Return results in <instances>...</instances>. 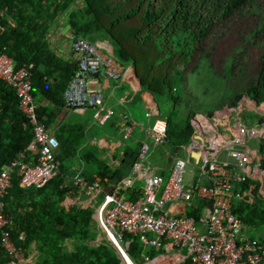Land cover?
Listing matches in <instances>:
<instances>
[{
  "label": "built area",
  "instance_id": "1",
  "mask_svg": "<svg viewBox=\"0 0 264 264\" xmlns=\"http://www.w3.org/2000/svg\"><path fill=\"white\" fill-rule=\"evenodd\" d=\"M0 29H4L1 22ZM67 37L79 59L63 93L65 104L69 108H92L94 119L105 124L114 110L107 107L104 91L90 84L102 75L119 81L124 63L73 31ZM0 78L15 90L19 110L33 129L27 148L0 169V250L7 255L6 264H41L28 258L14 240L5 198L14 176L20 187L28 189L45 187L60 174V141L40 118L31 70L16 67L14 59L2 50ZM148 115L147 137L154 146L165 145L168 126L156 103ZM124 120L123 138L127 140L136 123L128 114ZM191 124L193 134L185 149L198 157L197 163L176 156L168 175L144 174L143 190L136 200L122 194L123 185L131 186L136 178L118 181L97 208L100 228L121 253L123 264H264V242L245 233L243 218L234 210L239 203L264 200V101L247 95L239 106L223 105L212 112H197ZM223 152L229 159L220 158ZM139 155L140 160L134 164L137 174L142 172L143 163H148L147 143L141 146ZM188 174L196 177L193 182L187 181ZM101 181V177L88 178L83 168L72 178L79 193L88 196L103 191ZM202 200L208 204V212L198 217L179 215L169 208L184 203L196 209ZM126 236L130 237L127 246ZM133 237H139L144 248L142 263L135 262L125 250ZM147 249L158 254L151 255Z\"/></svg>",
  "mask_w": 264,
  "mask_h": 264
},
{
  "label": "trees",
  "instance_id": "2",
  "mask_svg": "<svg viewBox=\"0 0 264 264\" xmlns=\"http://www.w3.org/2000/svg\"><path fill=\"white\" fill-rule=\"evenodd\" d=\"M131 2L127 10H121ZM0 10V22L4 27L0 29V50L14 59L16 67L27 66L31 70L34 97L41 94L58 105L61 102L55 97L63 95L77 65H63L61 74L50 81L49 78L56 75L53 71L58 68L59 61L47 46L48 31L53 32V26L66 14V25L76 34L110 37V27L138 16L141 24L128 28L127 38H114L113 42L129 56L124 46L130 44L129 39L131 44L147 40L157 47L158 56L148 71L138 74L143 88L151 91L160 105V117L168 126L165 144L172 152H179L193 134L191 120L200 102L196 90L209 99L215 92L210 74L219 65L214 57L223 62L221 66L229 68L227 75L234 78V82L242 80V86L238 88L234 83L232 88L242 87L243 93L264 101V0H0ZM238 35L239 40L235 38ZM226 43L233 44L224 46ZM255 46H259V52L254 65L248 69L242 61ZM239 97L238 94L230 103L235 105ZM38 112L45 124H50L52 113L40 107ZM32 138V126L19 110L15 90L0 78V169L25 150ZM67 152L64 149L57 156L61 172L45 187L25 189L19 186L17 178L13 179L12 187L15 186L17 192L43 191L52 186L56 196L42 206L37 224L27 227L31 229L26 232L27 240L16 239V242L25 248L30 244V236L39 234L42 244L58 247L60 251L58 239L76 237L81 240L73 251L53 253L51 262L45 264H121V253L107 240L98 247L83 242L94 235L90 231L91 210L76 206L66 209L59 204V198L69 190L62 187L66 181ZM83 155L86 160L95 159L93 151ZM92 162L101 163L102 170L98 173L102 178L117 174L106 162L99 159ZM95 169L90 166L84 174L91 178L89 171ZM141 192L133 189L129 198L136 200ZM8 196L5 203L9 214ZM234 210L247 225L256 227L264 223V200L257 199L254 204L239 203ZM189 214L197 216L194 212ZM125 250L135 261H141L144 248L139 237H133ZM146 251L153 253L149 249ZM7 259L5 252L0 250V264H5ZM181 264H189V261Z\"/></svg>",
  "mask_w": 264,
  "mask_h": 264
},
{
  "label": "crops",
  "instance_id": "3",
  "mask_svg": "<svg viewBox=\"0 0 264 264\" xmlns=\"http://www.w3.org/2000/svg\"><path fill=\"white\" fill-rule=\"evenodd\" d=\"M66 16L67 15L64 14L62 16L63 18H61L60 21H58V23L53 26V32L48 31L45 39L48 48L52 50L53 53H55V57L59 61L58 68L53 71V73L56 75L53 77L51 76V78H49L50 81H54V77L61 74L60 71L63 65H77L79 59V55L72 50L71 44L67 37L71 29L69 25H66ZM10 23L13 24L11 20ZM97 44L103 48L105 53L118 57L124 63L123 75L119 81H113L102 75L98 77V82H92L90 84L91 87H100L104 91L107 107L114 110V115L107 123L99 124L94 119V110L92 108L79 109L67 107L62 94H60L58 97H55L56 99L58 98V101L61 102V105L50 101L47 97L41 94L35 96V100L37 101L40 108H45L47 112H51L53 115V119L51 120L50 124L46 126L60 141V147L57 151V156L61 154L64 149L68 151L67 153L69 155V157L64 162L68 167L65 172L66 181L62 185L63 188H69V190L59 198V204L66 209L76 206L91 210L92 227L90 228V231L93 232L94 236H97L100 233L99 235L102 236L104 240H107L97 220V208L103 201L104 194L110 191L114 184L130 176L136 178L131 186L123 185L122 187V194L126 199H130L129 193L131 190H143L144 174L160 173L168 175L174 157L182 156L190 160L192 159L193 164L194 162L197 163L198 157L195 154L191 155L188 153V151H186L185 148L188 144L174 155V152H172L166 144L159 146L152 145L150 139L146 135V129L150 124V117L148 113L150 107L154 103H156L160 108L158 101L151 91L143 88L139 78L138 70L136 69L135 61L131 56L128 55L127 52H125L120 46H112L111 44H108V42H106V44L103 42H101V44ZM120 53L127 54L129 57H121ZM245 95L250 94H244L235 105L231 106H239ZM215 109L208 112H212ZM125 114L130 115V117L136 123V127L131 137L127 140L123 138ZM144 143L149 145L148 163H143L141 168L143 169L142 172L137 174L134 171V164L140 160L139 154L141 146ZM131 144L136 145V147H140L139 153L136 159L133 160V165H130L131 168L129 171L122 168V171L125 170L122 176L120 173L121 170L119 171L117 168H119L121 163L127 162L133 156V154H131L132 150H130L132 146ZM88 151H93L95 159L89 157V159L86 160L82 157L84 156L83 154H86ZM261 152L263 153L261 156H263L264 162V151L261 150ZM164 154H166L170 159L168 163L165 160ZM220 158L229 159V156L227 153L223 152L221 153ZM97 159L102 162H106L110 168L116 170L117 174L115 176L113 175L112 178L109 176L102 178L98 173L99 170H102L99 166L101 163L98 162L97 164L96 162H92L97 161ZM90 166L96 168L93 172L89 171V175L92 178L90 179L94 180L96 177L100 176L102 178L101 185L103 187V191L88 196L86 194L79 193V189L73 184L72 178L78 172V170H80V168H83L85 173L86 169L87 172L90 170ZM109 170L110 169L108 168V171ZM16 178V176L13 177V179ZM186 178L188 182H193L196 177L188 174ZM9 191L7 210L9 211L8 215L12 220V235L13 237L17 235L15 241L16 239H22L26 241V232H31V229L27 227L35 226L37 224L36 222L38 220V216H40L42 206L45 205V202H49V200L53 199L54 197L56 199L54 194L55 189L51 186L43 191L33 189L29 191L24 190L22 193H20L17 192V188L13 186ZM169 208L171 212H175L179 215H194L189 214L194 212L197 216H200L208 212V204L203 200L198 202V208L196 209L189 208L184 203H176L171 205ZM247 226L250 225H247L244 222V231L247 235H249L247 233ZM29 239L30 244L23 248L24 252L26 256L32 261L41 264H45V262H51L53 253H60V251L63 253L71 252L80 243V241L77 244L75 243V241L78 240L76 237L66 238L63 241L58 239V246L61 248L60 251H58V247L42 244L39 239V234L37 237L30 236ZM68 241L74 242V245H72L73 247H70L69 249L67 248ZM128 241L129 238L126 239V246ZM91 246L93 247L96 245ZM152 251L153 253L149 254H158L155 250ZM142 262L143 257H141V261L138 263Z\"/></svg>",
  "mask_w": 264,
  "mask_h": 264
},
{
  "label": "rangeland",
  "instance_id": "4",
  "mask_svg": "<svg viewBox=\"0 0 264 264\" xmlns=\"http://www.w3.org/2000/svg\"><path fill=\"white\" fill-rule=\"evenodd\" d=\"M131 5H132V2L126 6H122L121 10L125 11ZM139 24H141L139 17L135 16L133 18L119 22V24L116 26L110 27L109 30L112 34L110 37H105L102 34H95L93 36H86V38L92 42H95V43L101 44V42H103L106 44V42H108V44L115 46V44L113 42L114 38L125 39V37L127 35L126 34L127 29L132 27V26H137ZM139 37H141V36H139ZM235 38L237 40L240 39L239 35H238V37H235ZM129 41H130V44L126 43L124 46L128 49V52L131 54L132 59H134L138 73H142V74L146 73L148 71L149 66H151L154 59L158 56L157 47L155 46V44L153 42L147 41V40L140 41V42L137 41V42H135V44H131L130 39H129ZM231 44H233V43H226V44H224V46H228V45L230 46ZM130 45H132V46H130ZM228 50H229V48H228ZM258 52H259V46H255V47L251 48L249 50V52H247V54L244 56L242 64L246 65V68L249 69L251 67V65L252 66L254 65L253 62L256 59V57H257L256 55L258 54ZM120 56L121 57L123 56L124 58L129 57L127 54H121V53H120ZM214 59H215V62L219 65L216 69L214 68L210 74L211 78L214 80V83L211 86L212 87L215 86V92L210 94L212 96L209 99L208 96L207 97L204 96L200 90L199 91L196 90V92L199 93L198 95L196 94V96L198 97V100H200V102L197 103V107H196L197 110L194 109L197 112H208V111H211L215 108H219L223 105H232L230 103V100L232 98H235L239 94L240 97L238 100H240V98H242V96L244 94H246V93H243L242 87L239 90L232 88V85H235V84H236V87H238V88H239V86H242L243 85L242 80L240 79L239 81L234 82V78L227 75L229 72V68L225 65L221 66V64L223 62L218 57H214ZM239 69H242V68L239 67ZM187 86H188V84H187ZM216 92H219V93L214 94ZM245 96H247V95H245ZM253 144H256V141H253ZM139 148L140 147H138V146L136 147V145H132L130 150H132L131 154H133V156L127 162L121 163L119 168H117V169H119V171L121 170L120 173L122 174V176H123L124 171H125V170L122 171L123 170L122 168L126 169L127 171L130 170V168H131L130 165L131 164L133 165L132 162H133V160L136 159V157L139 153ZM175 153H177V152H174L173 155ZM164 155H165V160L168 163L170 159L166 154H164ZM160 163L162 164L161 161H160ZM86 171H87V169H86ZM247 233L250 236L256 237V238L264 241V223L259 224L256 227L247 226ZM99 234L97 236H94L91 234V236L87 237L83 242L87 245H96L98 247L105 242V240ZM79 241L80 240H76L75 243L77 244V243H79ZM72 245H74L73 241L67 242V248L68 249L70 247H73ZM121 264H123V260H122Z\"/></svg>",
  "mask_w": 264,
  "mask_h": 264
}]
</instances>
